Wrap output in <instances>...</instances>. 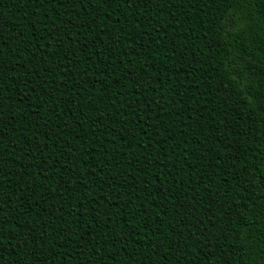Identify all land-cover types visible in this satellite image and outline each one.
I'll return each mask as SVG.
<instances>
[{
  "label": "trees",
  "instance_id": "1",
  "mask_svg": "<svg viewBox=\"0 0 264 264\" xmlns=\"http://www.w3.org/2000/svg\"><path fill=\"white\" fill-rule=\"evenodd\" d=\"M0 264H264V0H0Z\"/></svg>",
  "mask_w": 264,
  "mask_h": 264
}]
</instances>
